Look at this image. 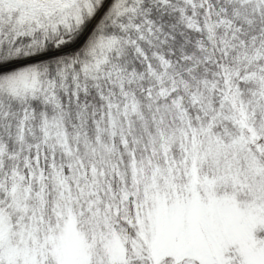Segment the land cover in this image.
<instances>
[{
  "label": "snow or ice",
  "instance_id": "snow-or-ice-1",
  "mask_svg": "<svg viewBox=\"0 0 264 264\" xmlns=\"http://www.w3.org/2000/svg\"><path fill=\"white\" fill-rule=\"evenodd\" d=\"M0 264H264V0H0Z\"/></svg>",
  "mask_w": 264,
  "mask_h": 264
}]
</instances>
